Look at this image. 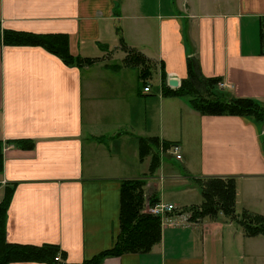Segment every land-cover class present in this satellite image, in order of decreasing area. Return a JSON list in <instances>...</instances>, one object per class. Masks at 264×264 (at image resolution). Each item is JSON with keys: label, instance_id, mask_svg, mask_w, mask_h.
Wrapping results in <instances>:
<instances>
[{"label": "crops", "instance_id": "1", "mask_svg": "<svg viewBox=\"0 0 264 264\" xmlns=\"http://www.w3.org/2000/svg\"><path fill=\"white\" fill-rule=\"evenodd\" d=\"M0 24L66 34L71 54L91 61L67 65L40 46L0 43V203L6 187L14 191L7 241L57 246L55 264L91 260L115 245L123 182L135 179L146 180L145 206L184 208L203 201L196 180L233 178L238 212L264 216V127L202 113L163 90L178 89L195 59L232 97L264 103V0H0ZM130 49L154 63L144 81L123 64ZM152 138L156 167L157 151H141ZM163 141L178 143L182 160L163 156ZM235 223L223 215L162 223L150 252L99 264H264V235Z\"/></svg>", "mask_w": 264, "mask_h": 264}, {"label": "trees", "instance_id": "2", "mask_svg": "<svg viewBox=\"0 0 264 264\" xmlns=\"http://www.w3.org/2000/svg\"><path fill=\"white\" fill-rule=\"evenodd\" d=\"M0 43L9 46H40L49 52L59 56L67 65H81L85 59L75 58L69 49V37L66 34H37L6 30L0 24ZM123 64L125 66L137 67L141 79H147L152 73L153 65L149 59L135 49H130ZM117 68V67H116ZM188 79L178 89H171L166 84L163 86L165 95H176L189 97L192 106L202 112L212 115L230 114L252 118L260 127H264V108L259 102L251 98L230 97L212 95L210 101H199L191 97L190 88L198 90L200 82H205L213 87L219 85L217 78L206 79L203 77L198 61L190 59L188 62ZM194 90V91H195ZM196 92V91H195ZM199 93V92H196ZM20 145L32 147L33 143L28 141H17ZM164 149H169L173 144L170 141H163ZM160 142L152 138L150 142L144 141L141 144L143 156L154 153L152 166L159 164ZM0 142V174L2 172L3 153ZM202 192L203 201L192 212L194 217H218L221 212L228 217L235 216L237 201V184L233 178H207L195 181ZM145 183L143 180H128L123 182L121 192L120 212V234L113 248L106 250L91 260L82 264H99L107 257L121 256L126 253L150 252L162 240V223L160 217L144 213L145 209ZM13 189L6 187L5 197L0 203V264H14L18 262H47L55 264L59 248L54 245L34 246L10 243L7 241V211L13 198ZM155 203L153 199L150 201ZM250 220H241L245 225L246 235L249 237L264 235V216L244 211ZM247 218V217H246ZM65 256V253H62Z\"/></svg>", "mask_w": 264, "mask_h": 264}, {"label": "rangeland", "instance_id": "3", "mask_svg": "<svg viewBox=\"0 0 264 264\" xmlns=\"http://www.w3.org/2000/svg\"><path fill=\"white\" fill-rule=\"evenodd\" d=\"M154 79L155 81H157V77H154L153 79H151L150 83L154 86L155 85V82H154ZM198 90H195L196 92H199V93H196L194 90H192L190 88V93L192 94L191 97L193 99H198L199 101H210L213 96L212 95H216V96H223L224 99H226L227 96H230L232 97L231 95H229L227 92H225L221 87L216 86V87H213L209 84H206L205 82H200L199 83V86L197 87ZM155 89V88H154ZM234 97V96H233ZM260 105L261 108H264V103L263 102H259L258 103ZM161 151H164V154L163 156H168V157H173L174 154H172L171 152H168L167 150L168 149H164V148H161L160 149ZM152 158H153V155H152ZM136 180V179H135ZM138 180V179H137ZM139 180H143V182L145 183L146 185V180L144 179H139ZM145 189V187H144ZM1 191V190H0ZM3 195V191L0 192V196ZM176 199V198H175ZM152 201V200H151ZM178 204H181V203H178ZM193 206H188V207H184V208H180L183 210L184 214H186V217L188 219L189 222H198L200 219L202 218H198V217H194V213L192 212L193 210H195L196 208H192ZM197 209H198V205H197ZM144 212V211H143ZM243 212H238L237 208H236V211H235V216H230L228 217L226 214L222 213L220 215H223L225 216L226 218L230 219V220H234L236 221L237 223H235L237 226H240L243 230H245V225L243 226L240 221L243 219H248L250 220V217L245 214V216L243 215ZM145 213V212H144ZM149 214V213H148ZM175 216V215H174ZM247 217V218H246ZM162 222V221H161ZM246 231V230H245Z\"/></svg>", "mask_w": 264, "mask_h": 264}, {"label": "built area", "instance_id": "4", "mask_svg": "<svg viewBox=\"0 0 264 264\" xmlns=\"http://www.w3.org/2000/svg\"><path fill=\"white\" fill-rule=\"evenodd\" d=\"M219 86L221 88H224L225 84L219 83ZM144 90L146 92H149L150 86H146ZM167 151L174 154V156L177 159L182 160L183 158L182 150L179 144H173ZM3 184H7V181L4 180ZM144 212L160 217L162 221L161 223L163 224L168 223L170 225L180 226V225H185L187 222H189L188 221L189 218L187 219L186 214H184L183 210L173 203L149 202L148 205L145 206ZM55 260L60 261L61 260L60 255H57Z\"/></svg>", "mask_w": 264, "mask_h": 264}, {"label": "water", "instance_id": "5", "mask_svg": "<svg viewBox=\"0 0 264 264\" xmlns=\"http://www.w3.org/2000/svg\"><path fill=\"white\" fill-rule=\"evenodd\" d=\"M179 84L180 83H179V80L177 78L172 77V78L169 79V85L170 86H173L175 88H178L179 87Z\"/></svg>", "mask_w": 264, "mask_h": 264}]
</instances>
